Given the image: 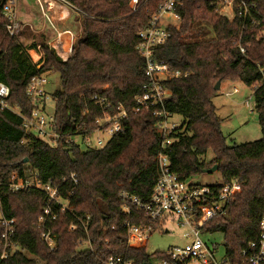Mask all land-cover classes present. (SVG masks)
Wrapping results in <instances>:
<instances>
[{"label":"trees","instance_id":"trees-1","mask_svg":"<svg viewBox=\"0 0 264 264\" xmlns=\"http://www.w3.org/2000/svg\"><path fill=\"white\" fill-rule=\"evenodd\" d=\"M128 1L73 0L81 36L65 61L56 56L47 42L25 47L18 36L9 38L0 5V83L9 88L10 107L28 115L25 90L30 79L56 73L60 86L50 97L58 132L68 134L81 122L85 123V130L93 129L94 120L100 116L92 100L97 94L128 109L123 131L97 150H84L77 144L50 147L40 139L26 136L14 113L0 112V217L14 223L11 246L5 249L0 226V264H103L108 256L133 264H152L161 258L158 252L148 254L144 249L127 246L123 227L126 215L119 199L122 192L142 201L149 198L158 177L156 156L160 142L150 112L135 113L132 107L146 82L143 59L135 50L136 35L147 25L161 0H140L143 5L135 13ZM255 5L261 27H251L241 37L244 55L235 44L239 22L213 14L208 0H185L179 27L172 29L168 41L155 51L157 59L172 70L188 74L164 84L170 91L165 109L182 122L170 135L171 171L181 181H190L202 170L216 166L220 183H240L225 214L206 226L211 234L223 235L224 255L233 264H240L241 251L247 243L256 241L258 223L264 214V40L259 37L264 28V0H255ZM209 28L212 38L208 37ZM38 47L42 57L33 64L27 51ZM223 82H240L252 90L260 140L226 145L213 105L215 86ZM207 153L213 156L210 164L200 160ZM32 174L42 184H61V179L71 174L77 179L76 186L66 180L59 188L67 211L61 213L53 205L57 217L46 221L56 240L53 252L46 248L37 227L47 204L45 195L34 189L12 193L8 188ZM210 188L216 190L218 184ZM130 211L132 223L152 224L137 209L131 207ZM74 217H88L87 234L79 229L69 230ZM87 239L90 249L81 247ZM3 252L5 258H1Z\"/></svg>","mask_w":264,"mask_h":264},{"label":"built area","instance_id":"built-area-1","mask_svg":"<svg viewBox=\"0 0 264 264\" xmlns=\"http://www.w3.org/2000/svg\"><path fill=\"white\" fill-rule=\"evenodd\" d=\"M38 8L39 14L54 32V45L48 46L56 56H69L74 45V37L69 31H60L53 23L54 16L58 14L61 6L78 14V10L72 5L73 0H33ZM185 0H161V3L151 14L147 25L137 35L136 52L144 62V76L146 82L141 87V94L134 99L132 111L137 113L142 110L150 112L155 120L154 128L159 136L158 153L156 163L158 177L152 192L146 201L131 196L125 192L119 194L123 202L122 210L126 215L123 227L126 232L127 246L134 249H144L147 239L151 233L159 229L165 231L168 222L175 221L180 228H185L182 237L187 242L182 247H173L160 253L161 258L155 259L152 264H233L225 255L216 258L217 246H208L202 241V235L211 234L206 226L216 217L225 214L227 206L234 200L240 190V183L232 180L228 183H219L218 189L210 186L194 185L191 181H181L170 169L168 149L173 143L170 138L172 132L181 126V121L175 122L176 115L170 114L165 109V101L170 96V91L165 83L171 80L187 77V73L172 70L168 64L157 59L155 51L164 45L171 37V30L177 29L181 22L180 10ZM1 13L5 20L4 30L9 38H15L26 27L27 24L17 19V0H0ZM143 3L140 0H129L128 6L132 13L137 12ZM208 5L213 14L225 18L228 21L236 20L240 24L236 46L240 54H245V46L241 43V37L251 27H261L257 18V7L255 0H208ZM66 35L62 50H56L61 36ZM259 37L264 40V28H261ZM57 42V43H56ZM61 53V54H60ZM62 55V56H61ZM262 81L264 73L261 70ZM48 80L46 74L37 75L30 79L25 90V96L30 106L28 115H23L18 108L10 107L8 99L9 88L0 83V112L10 111L20 120L26 136H33L56 148L60 144H77L84 150H97L104 148L110 139L123 131V123L128 116V109L122 104H113L107 98L95 95L92 100L99 109L100 116L93 124L94 128L85 130V123H77L74 130L68 134H62L56 130L53 112L49 114L46 109V85ZM254 89V87H253ZM233 92H237L234 88ZM50 96V95H49ZM50 100L52 101L51 97ZM53 109H54V102ZM246 106L248 103L246 102ZM249 107V106H248ZM86 112L83 113L85 115ZM105 133L107 140H103L98 134ZM69 180L74 186L77 179L74 174L67 179L62 178L61 184L52 182L42 184L36 174L24 180L22 183L8 185L12 193L34 189L42 192L47 204L38 219L37 227L41 230V240L49 252L56 249L55 237L51 234L47 220L54 221L56 215L52 206L57 205L58 210L63 213L67 211L66 202L59 195V188ZM212 186V185H211ZM72 192L70 191L69 195ZM137 209L152 224L142 222L132 223L130 208ZM75 223L69 226L70 231L80 230L87 234L88 217L85 220L74 217ZM153 224H157L154 228ZM0 226L3 228L1 239L4 249L11 246L10 238L14 234V223L0 217ZM87 249L91 248L89 239L85 241ZM145 250V249H144ZM159 253V252H158ZM1 258H5L3 252ZM103 264H133L124 261L120 257L108 256ZM240 264H264V214L258 223V235L256 241L247 243L241 251Z\"/></svg>","mask_w":264,"mask_h":264},{"label":"rangeland","instance_id":"rangeland-1","mask_svg":"<svg viewBox=\"0 0 264 264\" xmlns=\"http://www.w3.org/2000/svg\"><path fill=\"white\" fill-rule=\"evenodd\" d=\"M16 10L18 21L26 22V19L29 18L30 23H28L31 26H28L32 28V30H30L29 27H26L18 34L19 41L25 47L30 46L32 43L39 44L41 42H47L48 40L50 42L54 41V32L41 18L33 0H17ZM205 19L208 20L209 16L207 15ZM59 22H62V20ZM53 23L58 30H63L64 28L70 30L74 37V44L81 36V25L80 22L76 20L65 23L67 25L63 28L61 25L62 23L58 24L57 19H53ZM36 30L41 31V33ZM208 37H213L210 28ZM27 54L33 64H38L42 57L39 47L36 48V50H28ZM46 78L48 80L45 90L47 94L46 109L47 112L51 114L53 112V103L49 95L59 89V77L56 73H49L46 74ZM219 86L220 87H218L216 91V96L213 99V105L216 109V115L220 120V131L226 139V145L231 147L233 145H241L260 140L261 132L256 114L253 112L252 90L245 87L240 82H223ZM234 88L237 92H233ZM246 102L249 107L246 106ZM174 121L179 123L181 119L175 116ZM98 136L105 141L107 140L105 133H100ZM212 158V154L207 153L204 157H201L200 160L206 164H210ZM212 167L213 166H211V168ZM190 181L192 184L199 186H211L221 182L220 175L217 171L212 174H201L200 176L192 178ZM164 229L167 230V233H165V231L160 232L159 229L151 233L144 248L146 253H162L173 247H182L187 242V240L182 237L186 229L178 227L175 221L168 222ZM202 241L208 246L212 244L216 245V258L220 259L223 257V235L221 233L216 232L202 235ZM81 247L84 248L86 246L83 244Z\"/></svg>","mask_w":264,"mask_h":264},{"label":"crops","instance_id":"crops-1","mask_svg":"<svg viewBox=\"0 0 264 264\" xmlns=\"http://www.w3.org/2000/svg\"><path fill=\"white\" fill-rule=\"evenodd\" d=\"M27 17H28V14H27ZM55 19H57V21H58V24H60V23H62L61 25H62V28L64 27V26H66L67 24H65V23H69L71 20H76V21H78V22H80V20H79V17H78V14L77 13H75V12H73V11H71V10H69V9H67V8H65V7H63V6H61L60 8H59V12H58V14L57 15H55L54 16V20ZM27 21L26 22H22V23H24V24H27V25H30L29 23V18H27L26 19ZM62 20V22H59V21H61ZM29 22V23H28ZM60 25V26H61ZM31 26V25H30ZM37 32H39V33H41V31H39V30H36ZM60 31H69L70 32V30H67V29H63V30H60ZM54 41H52V42H50L49 40L47 41V45L48 46H50V45H54L55 46V42L53 43ZM57 43V42H56ZM59 43V42H58ZM57 43V44H58ZM56 50H62V48L58 45V46H56ZM61 54V53H60ZM62 56V55H61ZM62 58L63 59H61V60H63V61H65L67 58H68V56L67 57H65V56H62ZM39 59V58H38ZM41 60V59H40ZM40 66V65H39ZM38 66V67H39ZM220 87V86H219Z\"/></svg>","mask_w":264,"mask_h":264},{"label":"water","instance_id":"water-1","mask_svg":"<svg viewBox=\"0 0 264 264\" xmlns=\"http://www.w3.org/2000/svg\"><path fill=\"white\" fill-rule=\"evenodd\" d=\"M219 87V85L217 84L215 86V90H217ZM25 162V161H24ZM217 171V167L216 166H213L212 168L210 169H207V170H202V174H212L213 172Z\"/></svg>","mask_w":264,"mask_h":264},{"label":"bare ground","instance_id":"bare-ground-1","mask_svg":"<svg viewBox=\"0 0 264 264\" xmlns=\"http://www.w3.org/2000/svg\"><path fill=\"white\" fill-rule=\"evenodd\" d=\"M64 38H66V35H63V36H61V38L59 39V46L62 48L63 47V41L64 40H66V39H64Z\"/></svg>","mask_w":264,"mask_h":264}]
</instances>
